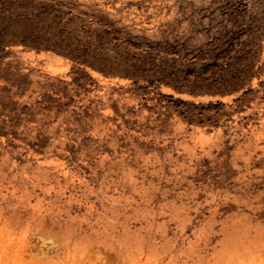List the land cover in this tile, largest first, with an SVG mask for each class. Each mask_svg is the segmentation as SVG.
Segmentation results:
<instances>
[{"label":"rangeland","instance_id":"obj_1","mask_svg":"<svg viewBox=\"0 0 264 264\" xmlns=\"http://www.w3.org/2000/svg\"><path fill=\"white\" fill-rule=\"evenodd\" d=\"M0 264H264V0H0Z\"/></svg>","mask_w":264,"mask_h":264}]
</instances>
